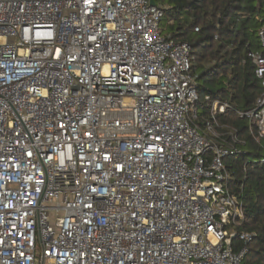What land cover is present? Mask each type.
Returning <instances> with one entry per match:
<instances>
[{
	"label": "built area",
	"instance_id": "2783aa9c",
	"mask_svg": "<svg viewBox=\"0 0 264 264\" xmlns=\"http://www.w3.org/2000/svg\"><path fill=\"white\" fill-rule=\"evenodd\" d=\"M162 18L149 0H0V264H241L240 152L211 124L228 104L206 96L195 124L190 46ZM258 37L262 92L236 113L262 139Z\"/></svg>",
	"mask_w": 264,
	"mask_h": 264
},
{
	"label": "trees",
	"instance_id": "16d2710c",
	"mask_svg": "<svg viewBox=\"0 0 264 264\" xmlns=\"http://www.w3.org/2000/svg\"><path fill=\"white\" fill-rule=\"evenodd\" d=\"M155 2L163 10L164 37L190 46L197 74L199 116L195 124L206 131L205 122L210 120L206 96L228 104L211 124L220 133L218 143L225 140L240 152L227 156L224 164L231 178L229 187L243 207L244 218L237 230L253 234L241 264H264V138L256 139L247 121L236 113L251 108L262 92L248 54L261 47L258 31L264 25V0ZM199 93L204 94L203 100Z\"/></svg>",
	"mask_w": 264,
	"mask_h": 264
},
{
	"label": "rangeland",
	"instance_id": "374dc122",
	"mask_svg": "<svg viewBox=\"0 0 264 264\" xmlns=\"http://www.w3.org/2000/svg\"><path fill=\"white\" fill-rule=\"evenodd\" d=\"M161 30H162V34H166L167 33V30H166V28L164 27V25H163V27H161ZM200 94V99L201 100H203V98H204V94H202V93H199ZM197 108V107H196ZM235 243H236V241H235Z\"/></svg>",
	"mask_w": 264,
	"mask_h": 264
},
{
	"label": "water",
	"instance_id": "95a60500",
	"mask_svg": "<svg viewBox=\"0 0 264 264\" xmlns=\"http://www.w3.org/2000/svg\"><path fill=\"white\" fill-rule=\"evenodd\" d=\"M149 2H150L151 5H155L156 4L155 0H149Z\"/></svg>",
	"mask_w": 264,
	"mask_h": 264
}]
</instances>
